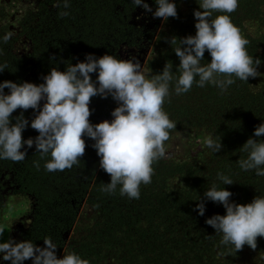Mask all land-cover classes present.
<instances>
[{
  "label": "trees",
  "instance_id": "trees-1",
  "mask_svg": "<svg viewBox=\"0 0 264 264\" xmlns=\"http://www.w3.org/2000/svg\"><path fill=\"white\" fill-rule=\"evenodd\" d=\"M144 2L155 11L154 0ZM175 3L178 18L170 17L164 22L156 37L155 55L148 64L149 78L162 73L166 63L172 65L173 74L178 77L176 68L180 61L173 49L179 46V41L172 44L170 40L196 34L193 12L199 9V0H175ZM69 4L65 9L63 0H38L37 8L28 11L22 30L32 45L30 55H18L14 50L16 38L12 35L4 43L2 37L10 31L0 30V64H7L0 73V82L39 85L52 68L63 72L70 64L84 62L88 54L97 58L107 54L124 60L122 49L151 43L162 21L133 5L131 0H69ZM63 11L70 14L61 17ZM221 14L214 12L211 19ZM230 16L249 41L248 54L260 59L261 67L264 33L252 35L247 29L250 23L264 28V0H239L237 10ZM210 62L211 57L205 52L202 63ZM91 75L95 80L96 74ZM258 82L259 76L247 82L236 79L223 94L211 85L201 88L194 84L182 95L170 89L172 94L163 110L177 126L170 131L166 150L176 135L183 132L221 140L222 149L215 153L207 148L203 160L160 159L153 165L152 182L140 186L138 200L122 197L119 188L114 194L102 191L110 176L99 167V157L91 147L94 141L86 137H82L85 154L79 163L64 171L48 172L44 165L50 155L42 158L34 145L22 162L0 160V228L5 229L2 210L9 199L4 194L5 184L11 181L14 189L9 194L24 199L29 209L18 235L10 238L16 242L31 240L44 247L43 240L50 237L57 245V258H63L65 250L79 254L90 264H235L248 252L264 256L262 237L257 238L254 250L245 245L235 252L220 244L221 236L205 221L213 215H225L222 205L206 202L204 216L194 211L213 183L230 191L231 201L237 204L245 205L256 196H264V177L254 171H243L238 164L247 158V153L240 149L249 138L256 139L254 130L264 123V87H258ZM5 93L8 94V89ZM117 106L110 96L93 97L89 105L90 122L98 124L112 119L111 112ZM22 111L12 113L13 123ZM23 114L29 127L22 138L34 139L38 132L30 127V122L35 114L32 109ZM218 172L229 176L234 184L223 185L216 179ZM83 205L90 209V215L81 213ZM71 233L73 236L68 240Z\"/></svg>",
  "mask_w": 264,
  "mask_h": 264
},
{
  "label": "clouds",
  "instance_id": "clouds-1",
  "mask_svg": "<svg viewBox=\"0 0 264 264\" xmlns=\"http://www.w3.org/2000/svg\"><path fill=\"white\" fill-rule=\"evenodd\" d=\"M131 3L164 22L170 17L178 18L175 0H154L157 6L154 12L144 0H131ZM238 6L239 0H199V9L193 12L196 34L170 40L172 44L179 41V46L173 49L180 61L176 68L178 77L170 63L165 64L162 73L146 78L135 57L122 60L113 55L97 58L88 54L84 62L70 64L63 72L52 68L39 85L0 82V160L22 162L34 145L42 158L50 155L51 159L44 165L48 172L64 171L79 163L85 154L82 137H86L94 141L91 147L99 157V167L110 176L102 191L114 194L119 188L122 197L138 200L140 186L152 182L153 165L168 156L165 142L177 126L163 110L172 94L170 89L182 95L194 84L201 88L211 85L223 94L236 79L247 82L261 75L260 59L248 54V39L232 23L230 14ZM63 7H70L69 0H63ZM214 12L223 14L211 19ZM69 14L60 13L61 17ZM12 35L8 32L2 41L7 43ZM205 52L211 57L207 64L202 63ZM6 68L7 64H0V73ZM97 96L103 99L110 96L118 106L111 112L110 121L92 124L89 105ZM17 109L23 111L13 123L10 117ZM29 109L35 114L30 127L38 135L25 140L22 133L29 127V120L23 113ZM253 135L256 139L249 138L240 149L247 153V158L238 164L243 171H254L255 175L264 177V140L260 139L264 137V123L255 128ZM203 146L215 153L222 149L221 140L217 142L212 137L206 138ZM216 179L223 185L234 184L220 172ZM232 195L225 187L213 183L194 211L204 216L206 202L222 205L226 214L213 215L205 223L221 236V245L235 252L245 245L254 250L257 238H264V196H256L251 203L241 205L231 201ZM3 235L4 229L0 228V239ZM43 243L44 247H39L31 240L16 242L10 238L0 242V258L10 264H24L27 260L32 264H90L79 254L66 250L63 258H57V245L50 237Z\"/></svg>",
  "mask_w": 264,
  "mask_h": 264
},
{
  "label": "rangeland",
  "instance_id": "rangeland-1",
  "mask_svg": "<svg viewBox=\"0 0 264 264\" xmlns=\"http://www.w3.org/2000/svg\"><path fill=\"white\" fill-rule=\"evenodd\" d=\"M37 5L38 0H0V30L6 28L13 33V36L16 38L14 50L20 56L30 55L31 53L32 45L30 40L23 33L22 22L28 11L35 10ZM163 24L164 21L162 20L158 29L155 31L156 34L151 43H146L141 47L134 49L123 48L121 51L124 60L132 59L133 57L139 60L146 78H149L148 64L150 59L155 55L156 37L163 27ZM247 31L249 34L259 35L264 33V28L259 27L257 24L250 23ZM260 73L258 87H264V65L260 67ZM206 138H208L206 135L196 134L194 132L180 133L176 135L172 145L167 149L168 156L166 158H196L203 160L207 151V147L203 146ZM5 185L6 190L4 191V194H8L9 199L5 201L6 209L2 210V217L5 219V231L0 242H7L10 237L18 235V232L22 228L23 221L26 218H24L26 209H29V204L25 203L26 201L24 199L16 198L11 195V192L14 189L11 185V181L6 182ZM80 211L86 215L91 214L90 209L86 205H83ZM72 236V233L69 234L68 240H70ZM0 264H6V261H3L2 258H0ZM101 264L113 263L102 262ZM235 264H264V256H259L255 252H248L241 258L237 259Z\"/></svg>",
  "mask_w": 264,
  "mask_h": 264
}]
</instances>
